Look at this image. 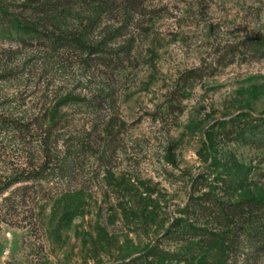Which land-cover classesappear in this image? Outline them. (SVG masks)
I'll list each match as a JSON object with an SVG mask.
<instances>
[{"label":"rangeland","instance_id":"rangeland-1","mask_svg":"<svg viewBox=\"0 0 264 264\" xmlns=\"http://www.w3.org/2000/svg\"><path fill=\"white\" fill-rule=\"evenodd\" d=\"M28 1L0 0V12ZM116 31L106 67L90 70L114 83L102 113L115 135L91 136L93 150L109 145L105 164L87 157L66 196L51 182L0 197V264H123L150 250L163 264H264L248 239L235 250L234 230L196 212L264 201V126L248 128L264 119V47H251L264 42V0H115L93 37ZM84 73L53 66L48 77L72 89ZM193 228L224 233L226 251Z\"/></svg>","mask_w":264,"mask_h":264},{"label":"trees","instance_id":"trees-1","mask_svg":"<svg viewBox=\"0 0 264 264\" xmlns=\"http://www.w3.org/2000/svg\"><path fill=\"white\" fill-rule=\"evenodd\" d=\"M114 1L35 0L18 14L0 12V197L14 187L27 190L51 182L66 192L64 187L77 181L83 161L96 151L104 166L110 147L102 144L93 150L91 136L105 133L103 141L115 135L116 117L102 113L115 103L114 83L108 78L91 81L90 70L93 65L106 67L107 40L118 35L116 31L113 37L109 32L93 37ZM251 47L262 50L264 42ZM130 50V44L120 47L115 60ZM64 65L85 71L72 89L55 86V79L48 77L53 66ZM78 87L82 88L75 94ZM263 124L264 119L248 128L255 131ZM11 198L13 194L3 200L8 203ZM196 209L219 228L234 230L229 243L235 250L248 239L250 252L264 253V201H205ZM192 230L201 232L198 236L209 250L226 251L224 233ZM164 256L150 250L123 264H163Z\"/></svg>","mask_w":264,"mask_h":264}]
</instances>
